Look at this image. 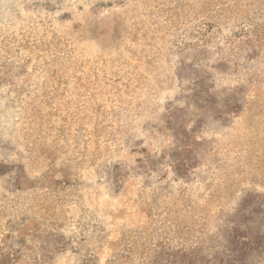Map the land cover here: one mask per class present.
I'll use <instances>...</instances> for the list:
<instances>
[{
  "label": "rangeland",
  "instance_id": "rangeland-1",
  "mask_svg": "<svg viewBox=\"0 0 264 264\" xmlns=\"http://www.w3.org/2000/svg\"><path fill=\"white\" fill-rule=\"evenodd\" d=\"M0 264H264V0H0Z\"/></svg>",
  "mask_w": 264,
  "mask_h": 264
}]
</instances>
